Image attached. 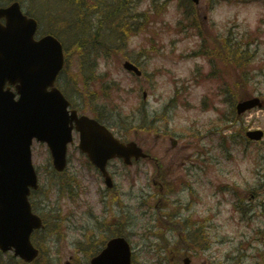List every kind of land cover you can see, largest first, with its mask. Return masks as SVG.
<instances>
[{"label":"rangeland","instance_id":"374dc122","mask_svg":"<svg viewBox=\"0 0 264 264\" xmlns=\"http://www.w3.org/2000/svg\"><path fill=\"white\" fill-rule=\"evenodd\" d=\"M214 1L215 0H202L200 3L202 16L205 14V16L213 17V11L218 10V14L225 17L223 22L215 19L217 30L215 31L212 29L209 42L211 43L213 41L212 38L220 40L222 35L226 36L230 32L235 41L246 40V38L252 39L258 34L259 38L253 48L256 56L255 68L258 69L262 67L264 69V0H249L248 3L240 4H229L221 1L218 3L216 2L213 6L212 2ZM173 2L168 14H171L176 20L175 16L178 0H174ZM25 4L32 12L38 7V2L34 0H25ZM209 5L212 8H209ZM225 5L227 7H221ZM206 7H208L207 11ZM236 7L239 8L240 13H243V20L239 18V14L236 11H233ZM45 20H47V18L44 17V21ZM249 22H253L255 26L249 27ZM48 27V24H44L39 28V31H43ZM56 28L58 29L59 26H56ZM226 29H228L227 32L219 34ZM173 36L174 32L173 35H168V37ZM194 46L195 41L189 38L179 44L182 54L190 53V50ZM139 47L137 48L139 49ZM70 49L72 54L73 48ZM79 52L86 56L85 53L80 50ZM70 57L69 71L64 72L59 81L63 89H65V87L70 89L69 94L81 111L93 115L90 108L85 107V103L82 101L84 88L81 86V77H77L80 85L75 83V78L73 77V74L79 71L78 55L74 51ZM144 60L145 59H143V62ZM123 61L124 59L121 57L114 58L110 63H105V61H103V69H100L99 72H102V75L108 73L107 79H110L108 82L112 83L111 88H114L115 93L119 96L118 102L127 112H130L133 107L138 105L141 101V95L145 90L147 91L145 107L148 109L147 113L149 112V114H151V116L146 118L147 122L152 120L155 113L161 111L165 105L171 101L176 90L175 82L173 81L174 77H177L179 80V88H181L184 79L189 81L192 76L198 74L201 67L204 66L205 69L210 68L205 58L192 55L189 58H181V62L178 60V65L176 66L177 70H175L176 75L173 76L174 74L165 70L163 67L164 61L161 58H155L153 60L151 58V60L145 64L146 69L151 72L155 70L158 71V73L150 80L146 79L144 75H140L134 80L135 74H131L123 67ZM189 61H191V64H189ZM166 63L171 67L173 66V61L171 59L170 62ZM107 79L100 75L99 77L93 76L92 78H90V76H84L83 80L98 88L105 84ZM191 83H193V87H188L186 89L188 94L185 96V99L182 100L184 105L180 102L179 107H177L175 113L177 118L175 121H177V123L171 127L173 130L178 129L182 137H187L190 132H200L204 135L203 143L207 145V148L218 146L214 151V162L217 165H213L214 168L209 175L212 182L202 181L199 182L198 185L194 183L200 191V196L197 203L195 202L193 204L191 210L187 211L188 217L189 215H194V217L202 219V222H197L198 225H205L204 220L209 218L205 223L208 226L209 235L213 239L211 248H207L205 251L201 249L196 250V255L198 257H196L195 262L201 264H203V262L210 264H234L239 261L243 264H264V139L260 141L249 140L248 143L245 139L236 138L233 140L231 137V134L238 133L237 129L239 126V133H243L245 138L248 128L264 127V107L256 108L243 114L240 118L241 121L236 124L238 127L228 130V134H230L229 142H224L223 138L218 139L217 136H213V132H215L217 128L221 129L224 127V124L222 126H215L221 123L219 118L220 111L228 109L229 118L237 117L236 113L233 112V107L230 103L229 106H227L226 100L217 95L218 82L216 80H204L200 83L193 81ZM138 84L141 85V89L139 88L137 91L133 90L132 87ZM253 86L256 87V84H253ZM258 86L260 87V91H262V95H264V83L258 84ZM161 88H163L164 91H161ZM205 95L208 96V100L203 102ZM150 97L152 100L161 102L160 108H151L152 101L149 99ZM187 100L191 102V105L188 104ZM211 102L216 104L219 108L213 109L203 106V103L209 106ZM115 121L117 124L120 123V120L116 119ZM132 138L143 139L145 147L153 146V144L155 145L156 143V140H154L155 138H152L151 135L148 134L143 135V133H139L138 137ZM167 144L170 145L171 143L168 141ZM186 145L187 142L183 140L180 142L178 148L170 149L167 158L169 166L176 169L180 164L181 155L189 157L192 152L196 151L193 146L187 147ZM166 148L167 145L162 144L161 140L155 145L154 153L162 157L166 154ZM179 150V153L174 152ZM70 156L71 164L67 169L68 172L61 175L54 172L52 169L47 145L37 142L33 145V160L39 172L42 190L46 192V196L44 197L45 200L37 198V201L45 205L47 203L51 204V202L55 203V205H57V203L60 204L62 209L56 211V215L60 213L64 216L63 211L67 206L75 210V214L70 215L69 219L64 223L65 230L63 237L61 236L58 238L53 236L51 238L49 236L52 234L42 233L43 239H36L38 243L42 245L43 252H45V255L42 257V264H47L48 258H50L49 264H71V261L74 260V256H78L80 259L83 258L85 264L86 256L82 253V250H80L83 248V244H79L76 241L79 240V236L82 232H85L86 229L95 231L97 226L95 214H107L110 208L109 194L111 192L108 194L104 193L106 188L104 184L101 188L100 177L96 175V171L92 170V168L90 169L88 166V168L84 167L85 157L78 154L77 151H72V153L69 154V157ZM175 158L177 165H174ZM241 162H247V171L255 178L251 181L246 180L244 187H241L237 181L230 180V177L241 174V169L239 168ZM189 164L188 162V164L184 166H190ZM81 165L82 169H84L82 172L80 170ZM124 166L125 165L118 160L112 163V171L114 172L115 181L117 183V194L120 196L121 203H117L116 207H111V213H117L119 216V213L122 212L124 214V222L132 221V223L127 226V229L130 239L133 242L137 264H152L153 262H158L155 253L157 248H155L154 244L159 243V241L151 237L149 242L152 243V249L149 247L151 251L147 252V250L143 248L145 242L141 234L143 232L142 229L146 227L147 224H149V226L153 225V221L156 219V209L155 207L147 209L146 206L142 205V200L138 196L141 194V189H144V195L146 192L149 193V195H154L156 188L151 183L153 167L150 162L146 161L134 165L133 167L125 168ZM128 174L131 176L136 175V181L134 183L130 182ZM72 175L80 180L78 189L79 195L77 196L78 203H73V201L67 197L60 198L58 186L56 184L57 182H67ZM83 178L85 182L82 181ZM218 181H223L226 185L224 191L225 195L223 196L220 194L218 195V193L216 196L213 193L216 190L214 182L217 183ZM234 184L239 188L236 196L233 195L234 191L232 186L231 188L228 186ZM100 189L101 192L99 191ZM180 196L184 203H189L191 201L190 195L186 192L181 193ZM175 199H177V197ZM151 200L154 201L152 198L150 201ZM172 201L175 202V200ZM240 202L244 204L247 210V219L244 221H241V214L235 208ZM248 204L250 205V209ZM90 211L93 213H90ZM151 218L153 219L151 220ZM48 221L53 222L56 221V219L48 218ZM57 222L60 223V220H57ZM67 225L69 226L68 230ZM258 229H262L263 233H256ZM168 235L173 239V234L171 232ZM44 240L47 242L45 243ZM242 240L246 242L247 245L251 243L246 250L242 247L244 246L241 243ZM162 250H157L156 252L161 253L162 257H169V254L164 249ZM244 250L245 255L241 256L240 254ZM11 256L12 253H6L2 255V260L4 259L6 262ZM160 260H162V258ZM16 263L17 261H15V264Z\"/></svg>","mask_w":264,"mask_h":264},{"label":"water","instance_id":"95a60500","mask_svg":"<svg viewBox=\"0 0 264 264\" xmlns=\"http://www.w3.org/2000/svg\"><path fill=\"white\" fill-rule=\"evenodd\" d=\"M199 1V0H195ZM10 8L8 9H0V17L5 14L8 18V23L9 21H20L21 16L17 10L12 8L9 11ZM1 38L3 40L1 41ZM4 42V43H3ZM0 43H3L5 47H9L11 40L7 39L4 33V26L0 23ZM53 45V51H54V63H55V68L58 69L61 66V45L53 40L52 41ZM3 56L0 58V75H7L8 73H11L14 71V68L9 66L8 63L10 62H15L13 60L21 61V59H13V58H8L5 56V52L1 51ZM13 59V60H12ZM6 63L5 65L3 63ZM20 63V62H18ZM128 67H131V65L127 64ZM259 104V99L254 98L250 99L244 102L239 103L238 109L240 112L244 111L245 109L252 107L256 104ZM30 106V101L28 98H25L19 105L16 106H9L6 110L9 111L11 119H14L16 122L21 124V132L23 131H30L32 134L37 133V134H42L44 135L50 143L53 145L55 144V148L53 149L54 153V158H55V165L58 167L63 168L65 164V144L66 141L70 138V133L71 129L68 128L66 132L63 135V139L60 141L58 139H52L50 138L51 134V129H46V121L41 120L38 123H32L30 120L32 118L31 112L30 111H25L24 108ZM44 102H39L38 107L35 109V115L38 119L43 116V112H45V108H43ZM73 117H71L69 120L71 121ZM77 123H78V128L81 129L82 132V138H83V143L85 149H88L87 144L92 143V142H97L99 138H104L108 140V134L104 130H100L99 125L97 124L96 121L83 116L80 119L75 118ZM25 123V124H22ZM261 134V132H258ZM3 132L0 130V136H2ZM19 142V140H18ZM30 142V139H26L25 141H21V154H22V161L24 165L22 167L19 166L18 162V157L17 155L14 154L12 151V160H8L5 157V153L9 152L12 148V143L10 139L8 138L7 140H1L0 141V161L2 163L1 169H0V217L4 213L5 209L9 208L10 203L12 201H19L18 205L20 207V216H23L24 210H23V204L28 208V200H27V188L25 189V195H21V192L19 191L22 183L24 180H28V183H32L34 186L36 183V177L34 174V170L31 166L30 159H29V152H28V144ZM26 145V147H25ZM56 149V150H55ZM125 149H128V155L137 153V147L135 146L134 143H130L127 146L121 145V144H115L109 149H104L103 151H108V156L116 155V154H125ZM92 151L94 150V147L91 149ZM25 152H26V159H25ZM92 159H94L95 156H91ZM102 167L105 166L106 160L104 159L103 156H101L100 160L97 161ZM16 169V170H15ZM21 170L20 173H18V170ZM9 173H12V176L10 178L6 177ZM6 183L7 187H13L16 188V194H13L10 196V194H7L6 197L4 198L3 194H1V190H3V183ZM11 192V191H9ZM21 199V200H19ZM14 203V202H12ZM29 211V209L27 210ZM30 212V211H29ZM25 219V216H23ZM38 220H35L37 222ZM0 227V231H1ZM8 229L6 228V232ZM0 237H7L10 240V244H15L17 247V253L20 254L23 258L27 260H31L34 258L37 254V250L32 246L31 242L29 241V233L26 230L25 233H19L17 236L11 238V235L5 234L2 235L0 234ZM119 240V239H118ZM116 242V240H115ZM26 243V244H25ZM9 244L5 243V248H8ZM119 244L116 246H113L112 248H109L108 251L104 256H100L96 259L93 260L92 264H101L102 262L106 260H114L115 262H119L120 264H130V252L128 251L127 253H124L122 249L119 248ZM117 249V250H116Z\"/></svg>","mask_w":264,"mask_h":264},{"label":"clouds","instance_id":"9594fccd","mask_svg":"<svg viewBox=\"0 0 264 264\" xmlns=\"http://www.w3.org/2000/svg\"><path fill=\"white\" fill-rule=\"evenodd\" d=\"M221 7H227V6L225 5V6H221ZM233 11H236L239 14V18L241 20L244 19V15H243V13L239 12V8L238 7L234 8ZM212 16H213L214 19H216L218 21H221V22H223L224 19H225V17H223V16L218 14V10L213 11ZM165 19L168 20L169 22L175 24V18L171 14H166ZM248 26L249 27H254L255 25H254L253 22H249ZM142 39L143 38H142L141 35H137L135 33H130L129 37H128L129 46L132 47V48L139 47V45L142 42ZM189 64H191V61H189ZM102 69H103V65H101V70ZM160 90L164 91L163 88H161ZM149 99L152 101V103H151V108L152 109L160 108L161 102H157L155 100H152L151 97ZM176 123H177V121H173L174 125ZM247 167H248L247 162H241L240 165H239V168L241 169V174L234 175V176L230 177V180L231 181H237L241 187L245 186V181L246 180H248V181L254 180L255 178L247 171Z\"/></svg>","mask_w":264,"mask_h":264},{"label":"trees","instance_id":"16d2710c","mask_svg":"<svg viewBox=\"0 0 264 264\" xmlns=\"http://www.w3.org/2000/svg\"><path fill=\"white\" fill-rule=\"evenodd\" d=\"M228 39H229L230 51L227 54V58H228L229 64L232 65L234 68L238 69L237 76L239 77L240 76V70H242V56H241L242 51L240 50L241 46H239V44L237 42L232 43L230 38H228ZM240 77H242V76H240ZM230 84L231 85L235 84V88L233 90L230 89V93H233V94H231L232 98L238 99L239 97L242 98V97L247 96V93H240L239 94L236 92V86H237L236 81H234L232 79Z\"/></svg>","mask_w":264,"mask_h":264},{"label":"flooded vegetation","instance_id":"af4514ba","mask_svg":"<svg viewBox=\"0 0 264 264\" xmlns=\"http://www.w3.org/2000/svg\"><path fill=\"white\" fill-rule=\"evenodd\" d=\"M103 245H102V243L100 242L99 244H98V247L99 248H101Z\"/></svg>","mask_w":264,"mask_h":264}]
</instances>
